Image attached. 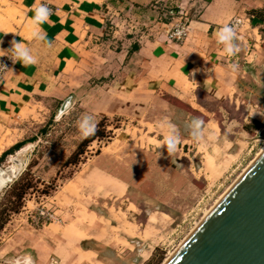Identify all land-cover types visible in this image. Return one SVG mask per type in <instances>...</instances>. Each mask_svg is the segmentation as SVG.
<instances>
[{
	"label": "crops",
	"instance_id": "obj_1",
	"mask_svg": "<svg viewBox=\"0 0 264 264\" xmlns=\"http://www.w3.org/2000/svg\"><path fill=\"white\" fill-rule=\"evenodd\" d=\"M40 5L49 9V18L38 26L43 38L35 39L32 20ZM180 16L187 18L188 35L176 43L167 30ZM234 18L241 20L233 30L239 50L227 56L216 33ZM13 40L29 47L37 62L16 61L5 78L0 158L26 141L29 122L56 117L67 98L69 111L81 107L93 123L197 118L207 137L214 125L200 114L234 98L249 84L250 72H264V0H0V51ZM26 144L6 158L15 159ZM119 161L102 148L82 163L55 196L60 208L52 221L37 226L26 215L11 218L4 226L8 236L0 264L25 256L32 264H122L113 254L132 247L129 228L123 230L127 237L105 235L107 224L95 209L101 200L129 192L131 175ZM114 219L109 226L116 228ZM139 228L134 230L141 242L145 230Z\"/></svg>",
	"mask_w": 264,
	"mask_h": 264
},
{
	"label": "rangeland",
	"instance_id": "obj_2",
	"mask_svg": "<svg viewBox=\"0 0 264 264\" xmlns=\"http://www.w3.org/2000/svg\"><path fill=\"white\" fill-rule=\"evenodd\" d=\"M130 22L127 25L133 29L136 24ZM250 74L249 84L234 98L200 114L204 122L214 125L207 137L202 133L201 138H194L187 121L171 122L179 135L171 155L163 145L161 122L113 118L93 123L88 112L81 107L69 111L70 106L62 113L59 110L56 117L29 122L23 132L27 143L23 151L13 154L15 159L0 162V171L8 180L0 188V247L7 242L4 226L11 218L19 216L20 220L42 206L60 208L55 196L63 183L103 148L119 155L117 166L129 171L132 181L129 192L121 198L109 196L95 205L107 224L105 235L127 237L123 232L126 225L132 235L131 249L126 253L114 250L113 256L122 264H137L143 258L142 264H162L264 145V72ZM92 127L105 136L85 146L77 162L71 161L88 135L84 132L90 133ZM112 218L116 228L109 226ZM139 223L145 230L141 242L134 230Z\"/></svg>",
	"mask_w": 264,
	"mask_h": 264
},
{
	"label": "water",
	"instance_id": "obj_3",
	"mask_svg": "<svg viewBox=\"0 0 264 264\" xmlns=\"http://www.w3.org/2000/svg\"><path fill=\"white\" fill-rule=\"evenodd\" d=\"M165 264H264V150Z\"/></svg>",
	"mask_w": 264,
	"mask_h": 264
},
{
	"label": "clouds",
	"instance_id": "obj_4",
	"mask_svg": "<svg viewBox=\"0 0 264 264\" xmlns=\"http://www.w3.org/2000/svg\"><path fill=\"white\" fill-rule=\"evenodd\" d=\"M34 12L35 15L32 20V36L35 39H42L43 37L41 32L38 30V26L48 21L49 9L44 5H40L34 9ZM236 39L237 37L235 32L233 31L232 27L228 25H222L219 31L216 33L217 44L222 46L223 52L227 56H232L239 50L238 46L234 42ZM8 50H10L12 53L9 57L13 60V62L19 61L22 65H32L37 62L36 57L32 54L31 49L24 46L21 41L17 42L13 40L12 46ZM202 124L203 122L197 118H194L189 124L194 138H201ZM158 126L161 128L164 137L163 145L166 146L167 152L169 155H171L175 150L176 144L179 142L178 132L175 129V126L171 125L170 123L161 122V124ZM91 131H94V127L91 128ZM84 134H89V131H85ZM15 264H32V260L30 256H25L22 261L17 260Z\"/></svg>",
	"mask_w": 264,
	"mask_h": 264
},
{
	"label": "built area",
	"instance_id": "obj_5",
	"mask_svg": "<svg viewBox=\"0 0 264 264\" xmlns=\"http://www.w3.org/2000/svg\"><path fill=\"white\" fill-rule=\"evenodd\" d=\"M240 23V19L234 18L229 26L232 27V29L235 31ZM188 28L189 23L187 21V18L180 16L179 19L174 20L169 25L167 36L170 41L181 43L188 35ZM10 48L11 46L2 47L0 51V93L4 88L5 78L7 77L9 70L14 64L13 60L9 57L12 54L11 51L8 50ZM44 207L45 206H42L34 212L32 211L28 213L27 218L31 224L40 226L55 219V210L51 207Z\"/></svg>",
	"mask_w": 264,
	"mask_h": 264
},
{
	"label": "trees",
	"instance_id": "obj_6",
	"mask_svg": "<svg viewBox=\"0 0 264 264\" xmlns=\"http://www.w3.org/2000/svg\"><path fill=\"white\" fill-rule=\"evenodd\" d=\"M101 136H105L104 132L101 131L99 132L98 130L94 129V131H91L86 138L80 143L77 151L71 156L70 160L73 162H77V160L79 159V157L84 153V147L87 146L91 141L95 140L98 137ZM26 141L20 142L16 145H14L12 148H10L9 150H7L6 152L3 153V155L0 158V162H2L3 160H5V158L7 157L8 154L13 153L15 150H18L19 148L22 147L23 144H25ZM19 197L22 198L23 194H19Z\"/></svg>",
	"mask_w": 264,
	"mask_h": 264
},
{
	"label": "bare ground",
	"instance_id": "obj_7",
	"mask_svg": "<svg viewBox=\"0 0 264 264\" xmlns=\"http://www.w3.org/2000/svg\"><path fill=\"white\" fill-rule=\"evenodd\" d=\"M263 150H264V145H263L262 149L260 150L259 154L254 158V160H255V159H256V158L262 153ZM254 160H253V161H254ZM253 161H252V162H253ZM252 162H251V163H252ZM251 163L245 168V170L251 165ZM245 170H243V172L237 177V179L234 181V183H235V182L238 180V178H239V177L245 172ZM6 180H7V178H6V177H3V183H5ZM234 183H233V184H234ZM233 184H232V185H233ZM232 185L229 186V188L225 190V192L219 197V199L213 204V206H212L211 208H209L208 211H206V213L204 214L203 218H204V217L210 212V210L215 206V204L220 200V198H221V197H222V196H223V195H224V194H225V193H226V192L232 187ZM203 218H202V219H203ZM202 219H201V220H202ZM198 223H200V222H198ZM198 223H197V224H198ZM193 228H194V227H193ZM189 234H190V233H189ZM183 241H184V240H183ZM183 241H182V242H183ZM174 252H175V251H174ZM174 252H172V253L170 252L169 256H167V258L164 260V262H163L162 264H165L166 261L170 258V256H171Z\"/></svg>",
	"mask_w": 264,
	"mask_h": 264
}]
</instances>
